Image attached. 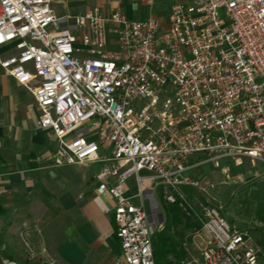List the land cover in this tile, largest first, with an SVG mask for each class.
I'll list each match as a JSON object with an SVG mask.
<instances>
[{"label":"built area","instance_id":"obj_1","mask_svg":"<svg viewBox=\"0 0 264 264\" xmlns=\"http://www.w3.org/2000/svg\"><path fill=\"white\" fill-rule=\"evenodd\" d=\"M8 45L0 66L30 86L39 126L59 142L53 164L100 165L93 200L113 214V264H155L160 229L147 222V180L190 215L182 189L200 188L192 169L264 164V0H177L166 25L120 9L59 17L52 0H0V47ZM131 177L136 193L127 196ZM199 217L196 264H264V237L252 235L264 223L236 228L212 203Z\"/></svg>","mask_w":264,"mask_h":264},{"label":"crops","instance_id":"obj_2","mask_svg":"<svg viewBox=\"0 0 264 264\" xmlns=\"http://www.w3.org/2000/svg\"><path fill=\"white\" fill-rule=\"evenodd\" d=\"M52 8L59 17L94 8L104 13L120 9L129 19L145 17L134 15L131 0H52ZM157 19L167 24V17ZM11 51V45L0 47V58ZM29 87L0 66V261L113 264L121 254L113 214L102 212L93 200L101 185L96 178L100 165L53 164L59 142L50 129L39 126L40 111ZM197 160L191 158L192 163ZM135 193L130 179L126 195ZM133 201L138 203L137 198ZM105 203L113 207L112 201ZM143 204L150 228L161 230L165 210L154 180L145 183ZM175 251L179 254L177 246ZM168 259L171 264L177 260L174 255Z\"/></svg>","mask_w":264,"mask_h":264},{"label":"rangeland","instance_id":"obj_3","mask_svg":"<svg viewBox=\"0 0 264 264\" xmlns=\"http://www.w3.org/2000/svg\"><path fill=\"white\" fill-rule=\"evenodd\" d=\"M168 1L173 2L155 0L151 4L149 0H131V3L137 17L151 14L166 20L171 5ZM249 164L245 160L238 165L232 160H224L218 167L208 163L192 171L191 175L198 180L200 188L182 189L186 204L193 211L190 215L178 203L165 202L159 192L165 212L163 226L155 233L154 248L160 237L169 236L180 254L175 264L200 263L202 238L197 234L201 223L199 209L206 203L218 206L220 214L236 228L253 224L254 221L264 223V164ZM170 208H177L176 219H172L173 213H168ZM252 235L256 240L262 239L264 228L252 230Z\"/></svg>","mask_w":264,"mask_h":264},{"label":"trees","instance_id":"obj_4","mask_svg":"<svg viewBox=\"0 0 264 264\" xmlns=\"http://www.w3.org/2000/svg\"><path fill=\"white\" fill-rule=\"evenodd\" d=\"M170 209L171 210L168 213H173L172 219H176L175 216L177 213V208ZM175 248V243L172 240L164 236L160 237V240H158V244L156 245V249L154 251L155 264H171L168 259L169 255H174L178 259L179 254L175 251Z\"/></svg>","mask_w":264,"mask_h":264}]
</instances>
